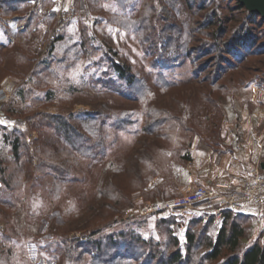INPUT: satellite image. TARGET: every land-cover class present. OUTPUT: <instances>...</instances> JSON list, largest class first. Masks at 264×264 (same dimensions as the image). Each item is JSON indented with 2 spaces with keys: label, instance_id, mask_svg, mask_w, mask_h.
<instances>
[{
  "label": "rangeland",
  "instance_id": "374dc122",
  "mask_svg": "<svg viewBox=\"0 0 264 264\" xmlns=\"http://www.w3.org/2000/svg\"><path fill=\"white\" fill-rule=\"evenodd\" d=\"M235 5L0 0V88L10 94L0 113V264H167L175 252L183 264L219 262L204 260L221 226L210 211H139L212 186L193 180L209 174L235 125L264 144V22ZM41 115L72 116L79 131L94 130L82 145L93 146L67 156ZM87 116L94 129L81 124ZM57 160L63 175L48 168ZM240 223L242 254L264 230Z\"/></svg>",
  "mask_w": 264,
  "mask_h": 264
},
{
  "label": "trees",
  "instance_id": "16d2710c",
  "mask_svg": "<svg viewBox=\"0 0 264 264\" xmlns=\"http://www.w3.org/2000/svg\"><path fill=\"white\" fill-rule=\"evenodd\" d=\"M233 1L236 4L235 7L237 8V10H243L248 13V16L250 18L257 17L261 22H264V19H262L259 15L249 13L238 2H236L235 0ZM246 41L247 40H244L243 43H245ZM237 45L240 46L241 43H238ZM113 69L120 78L126 79L127 82H131V77L128 76V72L125 67L115 64L113 66ZM41 118L43 119V121L46 120L49 126L54 127L55 133L57 135L62 134L61 136H63L64 140L70 145L68 153L66 154L67 156H70V153L72 154V152H75L77 154H85L87 151L86 149H90L93 146L92 145L90 147H87L86 145V147L83 148L82 145L83 143H85V141L89 140V135H95L94 130L93 132L88 131L86 133L79 131L78 128L73 127L70 124L72 116L67 119L62 116L41 115ZM97 122L98 121L95 120V118L87 116L81 121V124L89 126L92 123L91 125L93 126V128L91 129H94V126ZM17 142L18 141L16 140L15 144L13 145V153L15 158L18 156ZM95 145H98V143L96 142ZM16 160H18V158H16ZM57 162H60L61 164L58 163V166L51 165L48 166V168L51 169L53 172H57V174L59 175H63L66 171H62V169H60V166H64V164L62 160H57ZM213 218L214 217L211 216V219ZM240 220H247V218L243 214L233 217L230 215V213H224L221 219V226L217 232L216 238L209 242V251H206L204 255L205 261L211 263L219 261L217 264H264V242L262 244H259L258 241H255L252 245L247 247V249H245L242 254L238 253L240 247V240L244 237L245 234V228L243 224L240 223ZM189 239L191 240L192 237L189 236ZM90 244L94 245V247H99L98 242H92ZM84 245H88V243L79 242L76 247L81 248ZM66 251H68L66 252V256L72 258V245L68 247ZM153 258L157 257L154 256ZM166 262H168L167 264L186 263L184 262L183 256L179 252H175L173 254L168 255V260Z\"/></svg>",
  "mask_w": 264,
  "mask_h": 264
},
{
  "label": "built area",
  "instance_id": "2783aa9c",
  "mask_svg": "<svg viewBox=\"0 0 264 264\" xmlns=\"http://www.w3.org/2000/svg\"><path fill=\"white\" fill-rule=\"evenodd\" d=\"M71 13V9L63 7L60 19L66 22ZM257 94L258 100L264 103V90L259 89ZM9 97L10 94L0 88V113ZM249 208L264 210V168L260 166L251 169L248 178L242 182L233 185L217 183L212 186L190 188L179 197L166 200L163 203L143 206L139 214L145 217L210 211V214L220 221L224 213H230L231 216L236 217L246 213ZM207 219L206 216L205 220Z\"/></svg>",
  "mask_w": 264,
  "mask_h": 264
},
{
  "label": "crops",
  "instance_id": "0c3cea01",
  "mask_svg": "<svg viewBox=\"0 0 264 264\" xmlns=\"http://www.w3.org/2000/svg\"><path fill=\"white\" fill-rule=\"evenodd\" d=\"M235 126L238 130L233 131V137H228L229 144L226 150L220 151L216 162L207 167L209 174L204 173L194 178V183L233 185L247 179L255 164L264 168V144L260 136L256 135V132L243 131L242 128H249L247 125ZM232 127L234 128V125ZM243 215L264 230V210L249 208Z\"/></svg>",
  "mask_w": 264,
  "mask_h": 264
},
{
  "label": "water",
  "instance_id": "95a60500",
  "mask_svg": "<svg viewBox=\"0 0 264 264\" xmlns=\"http://www.w3.org/2000/svg\"><path fill=\"white\" fill-rule=\"evenodd\" d=\"M249 13L259 15L264 19V0H235Z\"/></svg>",
  "mask_w": 264,
  "mask_h": 264
}]
</instances>
